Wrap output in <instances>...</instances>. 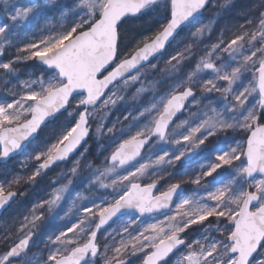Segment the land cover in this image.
Listing matches in <instances>:
<instances>
[{"label":"snow or ice","instance_id":"snow-or-ice-1","mask_svg":"<svg viewBox=\"0 0 264 264\" xmlns=\"http://www.w3.org/2000/svg\"><path fill=\"white\" fill-rule=\"evenodd\" d=\"M0 219V264H264V0H0Z\"/></svg>","mask_w":264,"mask_h":264},{"label":"rangeland","instance_id":"rangeland-1","mask_svg":"<svg viewBox=\"0 0 264 264\" xmlns=\"http://www.w3.org/2000/svg\"><path fill=\"white\" fill-rule=\"evenodd\" d=\"M210 14V13H209ZM121 115V111L119 109H114L113 112L111 113L109 119L110 120H115L117 116H120ZM59 171L58 169L56 171H53L51 173H49V178L50 177H54L56 175V172ZM48 178V179H49ZM5 224L8 225V222H5ZM6 228V226H2V224H0V230Z\"/></svg>","mask_w":264,"mask_h":264},{"label":"trees","instance_id":"trees-1","mask_svg":"<svg viewBox=\"0 0 264 264\" xmlns=\"http://www.w3.org/2000/svg\"><path fill=\"white\" fill-rule=\"evenodd\" d=\"M101 159H102V157H101ZM45 180L43 181V183H42V186L41 187H43L44 185H45ZM40 189H38L37 191H39ZM72 195L74 196V195H76V193L75 192H73L72 193ZM85 195H87V193H85ZM26 210V209H25ZM5 222H6V220L5 219H1V221H0V224H2V226L4 225V226H8L7 224H5ZM3 230V229H2ZM2 230H0V231H2Z\"/></svg>","mask_w":264,"mask_h":264}]
</instances>
